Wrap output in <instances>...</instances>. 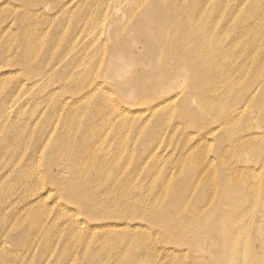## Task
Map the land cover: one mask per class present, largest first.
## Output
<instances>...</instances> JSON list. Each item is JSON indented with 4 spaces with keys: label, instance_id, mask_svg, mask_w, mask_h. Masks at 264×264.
Masks as SVG:
<instances>
[{
    "label": "rangeland",
    "instance_id": "1",
    "mask_svg": "<svg viewBox=\"0 0 264 264\" xmlns=\"http://www.w3.org/2000/svg\"><path fill=\"white\" fill-rule=\"evenodd\" d=\"M153 1L0 0V264H197L163 241L211 196L207 178L240 195L264 183V0H184L178 18L159 0L149 13ZM185 21L201 24L190 39L210 74L181 76L182 40L153 72L157 33L172 23L184 33ZM194 71L218 82L220 112L193 97ZM235 109L245 112L231 124ZM238 201L223 212L240 208L248 237L264 239L263 205ZM252 251L264 256L242 248V263Z\"/></svg>",
    "mask_w": 264,
    "mask_h": 264
},
{
    "label": "bare ground",
    "instance_id": "2",
    "mask_svg": "<svg viewBox=\"0 0 264 264\" xmlns=\"http://www.w3.org/2000/svg\"><path fill=\"white\" fill-rule=\"evenodd\" d=\"M142 2L141 4H144L145 2V0H137V2ZM194 2H196V0L194 1ZM148 4L146 5L147 6V10L148 9H153V10H157L158 9V7H157V9H155V8H151L152 6L154 7V5L153 4H156V2H155V0L153 1V3H152V5H151V3H149V2H147ZM158 5L160 6H162V8H165L166 9V7L167 6H170V4L172 5L171 7H173V8H168L169 10L170 9H173V11H172V14H168V15H172L171 17L172 18H176L178 15H179V13H180V11H182L184 8H183V6H184V0H159L158 2ZM139 4V3H138ZM186 5V4H185ZM195 5H196V3H195ZM186 6H188V5H186ZM185 6V7H186ZM141 7H143V5L141 6ZM137 8V7H136ZM143 9V8H142ZM142 9H141V11L140 12H142ZM160 9H161V7L159 8V11H160ZM136 10V9H135ZM138 10H139V6H138ZM143 10H145V9H143ZM153 10H151V12L149 11V13H151L152 14V11ZM187 10V9H186ZM158 11V10H157ZM162 11V10H161ZM160 11V12H161ZM146 13H147V11H145ZM144 12V14H146ZM179 12V13H178ZM132 13H133V11H132ZM135 13V12H134ZM156 13H158V12H156ZM156 13H154V14H156ZM162 13V12H161ZM161 13H159L160 15H162ZM140 14V13H139ZM142 14V13H141ZM182 14H184L183 13V11H182ZM186 14V13H185ZM184 14V15H185ZM130 15V14H129ZM148 16H149V14H147ZM163 15H165V14H163ZM167 15V16H168ZM141 16V15H140ZM146 16V15H145ZM166 16V15H165ZM164 16V17H165ZM183 16V15H182ZM136 17H138L139 18V15L138 16H136ZM142 17V16H141ZM140 17V18H141ZM160 17V16H159ZM169 18H170V16H168ZM184 17L185 16H183V17H181V19H184ZM186 17H188V15L186 16ZM185 17V18H186ZM192 16H189L188 17V19H190ZM178 18V17H177ZM179 18H180V16H179ZM193 18V17H192ZM192 18H191V20H192ZM129 19H130V17H129ZM133 19V18H132ZM136 19V18H135ZM158 19V18H157ZM139 20V19H138ZM175 20V19H174ZM185 20V19H184ZM133 21H134V19L132 20V24H133ZM159 21H161V19L159 20ZM167 21V22H166ZM166 21H165V23H166V25L168 26L169 24H170V22H169V24H168V19L166 18ZM181 21V20H180ZM189 21V20H188ZM201 21V20H200ZM182 22V21H181ZM186 23H187V21H185ZM160 23V22H159ZM164 23V24H165ZM191 24L189 25L188 23V25L185 27V32L183 33V29L180 31L181 32V34H180V32H179V28L177 27V24L176 23H172L169 27H168V29L167 30H165L164 29V32H162L161 30H159V31H161L160 33H157L158 31H156V33L157 34H160V36H157V37H160L161 39H159V38H157V39H159V42L158 41H154L153 43H159V44H162V50H163V53H162V51H161V53L160 54H162V55H159V54H157L156 52H155V50L158 48V44H157V48L156 49H154V47H152L153 49H154V52H153V54L154 53H156V55L154 54L153 56H156L157 57V55H159V58L157 59V63H156V68H154L153 70V72H155V69H158V71H159V69L160 68H162L163 67V65L165 66V64L167 63V61H166V59H165V57H164V53H165V51L166 50H170L171 48L173 49V47L175 46V44H177L178 43V41L179 40H182V41H184V45L186 44V45H188V47L187 48H185V46L183 47L185 50H181L182 51V53H184L185 52V54H186V57H184V58H186L185 60H184V58H181L182 56H180V59H182V60H184V61H182V63L184 62V64L183 65H185L186 64V66H184V68H182L181 70V73L180 74H182L181 76H185V77H187L188 75H189V73H188V71L189 70H191L192 71V73H193V70L194 69H196L197 71L199 70V71H201L200 73H202L204 76H205V68L207 67L205 64L207 63V61L205 60V57H202V59L200 60V59H197V56H195L197 53H198V51H196L197 50V48H195V44H197L198 43V40H199V38L197 39V41H196V39H195V41L197 42H194V44L192 43L193 42V40L194 39H190V38H192V37H194V33H196V36H197V33H198V28H199V26L201 25V24H193V22L191 21L190 22ZM201 23V22H200ZM127 25V24H126ZM181 25V24H180ZM186 25V24H185ZM144 26V25H143ZM167 26H165V27H167ZM131 27V26H130ZM130 27H128V29H130ZM141 27H142V25H141ZM132 28H134V30L136 29V28H138V27H136L135 28V25H134V27H133V25H132ZM144 28V27H143ZM143 28H140L141 30L143 29ZM145 29H147V28H145ZM148 29H150V28H148ZM162 29V28H161ZM205 30V29H204ZM143 31L144 30H142V33H143ZM200 31V30H199ZM127 32H130L129 30L127 31ZM154 32V31H153ZM121 32H119L118 34H120ZM122 33H124V32H122ZM126 33V32H125ZM146 33V35H144ZM147 33L148 32H144V36H147ZM200 33V32H199ZM201 35V34H200ZM199 35V36H200ZM203 35H204V32H203ZM118 36V35H117ZM149 36V35H148ZM153 36V35H152ZM151 36V37H152ZM195 36V37H196ZM198 36V37H199ZM202 36V35H201ZM116 37V36H115ZM114 37V38H115ZM203 37V36H202ZM155 38V35L153 36V39ZM205 37L203 38V42L205 41ZM119 40V39H118ZM117 40V41H118ZM150 40H151V38H150ZM155 40V39H154ZM189 40H191V41H189ZM182 41H181V44H182ZM200 41V40H199ZM186 42V43H185ZM151 43V42H150ZM180 43V42H179ZM199 43H201V42H199ZM152 44V43H151ZM150 44V45H151ZM201 44H203V43H201ZM149 45V44H148ZM156 44H153V46H155ZM206 45V44H205ZM204 45V46H205ZM197 47V46H196ZM203 47V46H202ZM160 48V47H159ZM178 48V47H177ZM207 48H208V46H207ZM179 49V48H178ZM202 49V48H201ZM205 49V48H204ZM211 49H213V48H211ZM158 50V49H157ZM156 50V51H157ZM205 50H207V49H205ZM160 51V50H159ZM172 51V50H171ZM174 51V50H173ZM208 51V50H207ZM180 52V51H179ZM210 52V51H209ZM212 52V51H211ZM159 53V52H158ZM174 53H175V51H174ZM177 53H178V50H177ZM200 53V52H199ZM205 53V52H204ZM176 54V53H175ZM181 54V53H180ZM215 54H217V52L216 53H212V55H214V56H216ZM119 55V54H118ZM117 55V56H118ZM179 55V54H178ZM182 55V54H181ZM199 55V54H198ZM202 55V54H201ZM208 55V54H207ZM153 56H151V57H153ZM175 56H177V55H175ZM219 56V54L216 56V57H218ZM126 57V56H125ZM174 58V56H173V54H172V56L170 57L171 59H173ZM216 57H215V59H216ZM115 58H116V56H115ZM118 58H119V56H118ZM122 58H124L123 56H122ZM127 58V57H126ZM169 58V57H168ZM167 58V59H168ZM179 58V57H178ZM207 58H209V55H208V57ZM29 59H30V57H29ZM154 59V58H153ZM214 59V60H215ZM122 60V59H121ZM150 60L152 61V58H150ZM155 61V60H154ZM166 61V62H165ZM181 61V60H180ZM120 63L121 62H123V60L122 61H119ZM163 62H165V63H163ZM168 62H170V60L168 61ZM186 62V63H185ZM209 62V64L212 62V61H208ZM163 63V64H162ZM218 63V62H217ZM217 63H216V65H217ZM180 65H182L181 63H179ZM215 64V63H214ZM110 65V64H109ZM118 65V64H117ZM122 65H124V64H122ZM122 65H120V66H122ZM126 66H127V64H126ZM218 66V65H217ZM217 66L216 67H214V68H216L215 70L217 71ZM155 67V66H154ZM160 67V68H159ZM120 68V67H119ZM128 68V67H127ZM165 68V67H164ZM178 68V67H177ZM126 69V68H125ZM124 69V70H125ZM167 69H168V65H167ZM211 69H212V67H211ZM209 70V69H208ZM213 70V69H212ZM160 71H161V69H160ZM166 71V70H165ZM164 71V72H165ZM174 71V70H173ZM179 71V70H178ZM190 71V72H191ZM214 71V70H213ZM213 71H211V72H213ZM128 72V71H127ZM126 72V73H127ZM163 71H161V73H162ZM171 72H172V70H171ZM195 72V71H194ZM65 73V72H64ZM165 73H167V72H165ZM168 73H170V72H168ZM174 73V72H173ZM191 73V74H192ZM208 73V75L210 74L209 72H207ZM99 75V78H101L102 76L100 75V72L98 73ZM160 74V73H159ZM195 75H194V83H195V87H194V92L196 91L197 92V95H196V93L195 94H193L194 96V98L195 99H198V103L199 104H201V105H204V106H208V110L210 109V111H211V109L212 108H214L215 106H216V109L218 108L217 106H219V105H216L217 104V101L218 100H214V97L215 98H217L216 97V93H219L218 92V82H213L214 84L215 83H217V84H215V85H217V87L215 86V85H213V83H212V81L211 80H209V79H206L203 75H202V78L204 77V79H206V80H204V81H200V76H201V74H198V73H194ZM213 75L215 74V72H213L212 73ZM216 74H217V72H216ZM215 74V75H216ZM166 75V74H165ZM168 75V74H167ZM171 75H172V73H171ZM170 75V76H171ZM179 75V74H178ZM178 75H177V77H178ZM207 75V74H206ZM207 75V76H208ZM213 75H210V76H213ZM101 76V77H100ZM174 76H176V72H175V75ZM209 76V77H210ZM219 76V75H218ZM217 76V77H218ZM70 77V76H69ZM68 77V78H69ZM97 77V76H96ZM165 77V76H164ZM177 77H175V78H177ZM167 78H169V76H167ZM200 78V79H199ZM166 78H164V80H165ZM187 79V78H186ZM96 80V79H95ZM139 80V79H138ZM162 80V79H161ZM170 80H172V79H169V81ZM156 81V80H155ZM166 81V80H165ZM168 81V80H167ZM166 81V82H167ZM173 81V80H172ZM171 81V82H172ZM189 81V80H188ZM218 81V80H217ZM160 82H162V81H160ZM170 82V83H171ZM187 82V81H186ZM192 82V81H191ZM89 83V82H88ZM141 82H139L138 83V85L140 84ZM163 83H164V81H163ZM169 83V82H168ZM169 83V84H170ZM197 83H198V85H199V87H197L198 85H197ZM219 83H221V82H219ZM100 84L101 83H99V86H100ZM153 84H155V82L153 83ZM157 84L159 85V83L157 82ZM166 84V83H165ZM191 84V83H190ZM200 84L202 85V86H200ZM212 84V85H211ZM90 85H91V83H90ZM160 85H161V83H160ZM168 85V84H167ZM180 85V84H179ZM205 85H207V87L205 86ZM209 85H210V87H209ZM220 85H222V84H220ZM223 85H226L225 83L223 84ZM223 85H222V87H223ZM228 85V84H227ZM83 86V85H82ZM81 86V87H82ZM94 86V85H93ZM99 86H97L98 88H99ZM154 86H156V84L154 85ZM154 86H152V87H154ZM177 86V85H176ZM194 86V85H193ZM101 87V86H100ZM143 87V86H142ZM178 87V86H177ZM180 87V86H179ZM139 88V87H138ZM144 88V87H143ZM155 88V87H154ZM154 88H150V89H154ZM192 88V87H191ZM220 88V87H219ZM224 88V87H223ZM92 89V88H91ZM147 89H149V87L148 88H146V90ZM188 89H189V87H188ZM95 90V89H94ZM141 90H142V88H141ZM192 90V91H193ZM198 90V91H197ZM150 91V90H149ZM152 91H154V90H152ZM156 91V90H155ZM171 91V90H170ZM173 91H175V90H173ZM192 91H190L191 92V94H192ZM140 92V91H139ZM159 91H157V93H158ZM186 92V91H185ZM83 93V92H82ZM81 93V94H82ZM91 93V92H90ZM147 93H148V90H147ZM155 93V92H154ZM263 93V92H262ZM152 94V93H151ZM185 94V93H184ZM189 94V93H188ZM90 95V94H89ZM183 96V95H182ZM184 96H186L187 97V93H186V95H184ZM190 96V95H189ZM196 96H197V98H196ZM217 96H218V94H217ZM147 97H149V95L147 96ZM178 97V96H177ZM181 97V96H180ZM262 97V96H261ZM260 97V98H261ZM167 98V97H166ZM183 98V97H182ZM185 98V97H184ZM183 98V99H184ZM188 98V97H187ZM187 98H185V99H187ZM191 98V103H192V97H190ZM259 98V99H260ZM145 99V98H144ZM147 99V98H146ZM146 99H145V101H146ZM175 99V98H174ZM173 99V100H174ZM177 99V98H176ZM181 99V98H180ZM189 99V98H188ZM219 99V98H218ZM222 99V98H221ZM221 99H219V101L221 100ZM231 100H232V98H230ZM241 99V98H240ZM166 100V99H165ZM172 100V99H171ZM242 100H244V99H242ZM143 101V100H142ZM189 101V100H188ZM222 101V100H221ZM237 101V100H236ZM235 101V102H236ZM240 101V100H239ZM245 101V103H246V100H244ZM243 101V102H244ZM249 101V100H248ZM251 101V100H250ZM148 102H149V100H148ZM167 102V101H166ZM190 102V101H189ZM223 103H224V101H222ZM242 101H240V103H241ZM262 102V101H261ZM145 103V102H144ZM165 103V102H164ZM186 103V102H185ZM195 103V102H194ZM197 103V105H199ZM218 103H220V102H218ZM244 103V104H245ZM248 103V102H247ZM142 104H143V102H142ZM227 104H231L232 105V103L230 102V103H227ZM224 105V106H228V105ZM234 104V103H233ZM243 104V105H244ZM147 105V104H146ZM188 105V104H187ZM190 105V104H189ZM194 105V104H193ZM223 105V104H222ZM239 105H241V104H239ZM242 105V106H243ZM68 106V105H67ZM143 106H145V105H143ZM151 106V105H150ZM198 107V106H197ZM240 107V106H239ZM238 107V108H239ZM255 107V106H254ZM257 107V106H256ZM258 107H260V105H258ZM159 108V107H158ZM157 108V109H158ZM220 108H222V106H219V108H218V110L220 109ZM241 108V107H240ZM245 108V107H244ZM243 108V109H244ZM226 109H231V106H228V108H226ZM254 109V108H253ZM256 109V108H255ZM254 109V110H255ZM199 110H200V108H199ZM203 110V109H202ZM223 111H227V110H223ZM219 112H220V110H219ZM244 112L245 111H243L242 109L240 110V109H235V110H231V112L229 113L228 112V114H231V116L233 117V118H235L234 120H232V123L231 124H233L234 122H236L237 121V116H240L241 114H244ZM249 112V111H248ZM252 112V111H251ZM262 112H264V111H262ZM192 113V112H191ZM195 113V112H194ZM218 113V112H217ZM196 114V116H197V113H195ZM205 114V113H204ZM221 114V113H220ZM227 114V112L225 113V115ZM248 114H250V113H248ZM247 114V115H248ZM188 115V114H187ZM193 115V114H192ZM217 115V114H216ZM251 115V114H250ZM261 115V114H260ZM259 115V116H260ZM189 116V115H188ZM228 116V115H227ZM226 116V117H227ZM258 116V117H259ZM198 117V116H197ZM248 117V116H247ZM192 118V117H191ZM190 118V119H191ZM199 118V117H198ZM197 118V119H198ZM219 118V117H218ZM228 118V117H227ZM193 120V119H192ZM217 120H221V119H217ZM225 120H226V118H225ZM224 120V121H225ZM261 120V119H260ZM260 120H258V121H260ZM197 121V120H196ZM223 121V122H224ZM215 122V121H214ZM221 122V121H220ZM192 123V122H191ZM195 123V122H194ZM242 123H244L243 121H242ZM241 123V124H242ZM260 123V122H259ZM196 124V123H195ZM252 124V123H251ZM257 124V123H256ZM261 124V123H260ZM193 125V127H195V126H197V124L194 126V124H192ZM210 125H212V124H210ZM215 125V124H214ZM214 125H212V126H210V127H213ZM225 125H227V123L225 124ZM230 125V124H229ZM228 125V126H229ZM261 125H263V124H261ZM191 126V125H190ZM209 126V125H208ZM219 126V125H218ZM242 126H244L243 124H242ZM252 126V125H251ZM254 126V125H253ZM260 126V125H259ZM220 127V126H219ZM255 127V126H254ZM261 127V126H260ZM259 127V128H260ZM264 127V126H263ZM206 128H207V125H206ZM213 128H215V127H213ZM225 128V127H224ZM224 128H222V129H224ZM242 128H245V126L244 127H242ZM249 128V130H250V128L251 127H248ZM258 128V127H257ZM256 128V129H257ZM196 129V128H195ZM205 129V128H204ZM203 129V130H204ZM246 129H247V127H246ZM207 130V129H206ZM240 129H238V131H239ZM252 130H254V129H251V131ZM226 131V130H225ZM224 131V132H225ZM246 131H248V130H246ZM251 131H249V132H251ZM203 132V131H202ZM227 132V131H226ZM237 132V131H236ZM244 132V131H243ZM230 134V133H229ZM238 134V133H237ZM240 134V133H239ZM238 134V135H239ZM242 134V133H241ZM248 134V133H247ZM202 135V134H201ZM256 135V134H255ZM224 136V135H223ZM231 136V135H230ZM230 136H228V137H230ZM233 136V135H232ZM242 136V135H241ZM243 136H245V135H243ZM236 137H237V135H236ZM235 137V138H236ZM227 138V137H226ZM239 138V137H238ZM245 138V137H244ZM240 139V138H239ZM225 140V139H224ZM223 140V141H224ZM230 139H228V141H229ZM236 142H238V140H236ZM234 143H235V141H234ZM238 143H241V142H238ZM237 143V144H238ZM233 145V144H232ZM240 145V144H239ZM236 146V145H235ZM242 147H243V145H241ZM262 147H263V145H262ZM61 148V147H60ZM240 147H238L237 149H239ZM57 150H60V149H57ZM62 150H64V149H62ZM61 150V151H62ZM233 150V149H232ZM263 150H264V148H263ZM57 152V151H56ZM65 152V151H64ZM258 152V151H257ZM261 152V151H260ZM264 152V151H263ZM256 153V152H255ZM259 153V152H258ZM60 154H62V153H60ZM257 154V153H256ZM255 154V155H256ZM58 155H59V153H58ZM254 155V156H255ZM253 156V157H254ZM57 157V156H56ZM54 159V158H53ZM255 159V158H254ZM252 161H253V158H252ZM262 161H263V159H262ZM254 163H255V160H254ZM257 163V162H256ZM260 164H261V162H260ZM264 166V165H263ZM263 169V168H262ZM229 172V171H228ZM222 174V173H221ZM221 174H220V176H221ZM229 174V173H228ZM225 175H226V173H225ZM222 177V176H221ZM226 178V177H225ZM77 180V179H76ZM263 180H264V178H263ZM207 182H206V184H207V186H208V188H209V195H211L210 197L208 196L207 198H205L204 200L202 199V201H200V202H202L201 204L199 203V205H200V207L198 208V206L196 207L197 209H194V211H192V215H190L189 217V219H188V221L186 222V224H181V225H179V226H177L173 231H171L169 234H168V239H166L165 240V238H163L165 241H163L164 242V245L166 246V245H173L174 246V248H171V249H165V252L166 253H172V254H175V255H177V254H179L178 256H181L180 257V259H179V263H181V262H183V259L185 258V259H187L188 257H189V259H190V256L191 257H195V256H197V257H195V258H192V260H194V261H196V262H198L197 264H202V263H204V264H215L213 261H215V262H219L220 264H264V256H262V258H260L259 257V255H258V253H256L255 251H252L251 253H250V255L247 257V259H246V261L244 262V263H242L241 261L245 258V257H243L242 256V248H243V250L244 251H246V250H253V249H257V248H259V249H261V250H263L264 249V239L263 238H260V240L258 239V237H256L255 235H253V236H251L250 238L248 237V232H246L245 231V229H247V223L246 222H244V220H243V216H245V215H243V216H241V215H238V214H236L237 212H239L240 211V208L242 207V205H240L239 206V204L241 203V201H238L239 199H243L245 202H250L251 204H257L258 206L261 204V205H263V207H264V183L262 184V181H261V183H260V185H259V183H257L256 185H253V186H251V187H246V189L244 190V191H246V193H245V195L244 194H242V195H240V194H236V192L234 191V189H238L237 187H232V186H235V184L236 183H234V184H232V183H227V184H225V185H221V184H223V182H219V180H218V184H220L219 186H217L216 184H214V183H212L211 182V180L209 179V178H207V180H206ZM221 181V180H220ZM227 181V180H226ZM214 182V181H213ZM264 182V181H263ZM239 183V182H238ZM241 183H242V181H241ZM237 185V184H236ZM240 185V184H239ZM240 187V186H239ZM242 189V188H241ZM237 191V190H236ZM113 192V191H112ZM243 192V191H242ZM167 193H169V189H168V191H167ZM244 193V192H243ZM118 194V193H117ZM170 195V194H169ZM168 196V195H167ZM166 196V197H167ZM246 197H249L248 199H246ZM246 199V200H245ZM182 200V199H181ZM237 201H238V203H237ZM164 202H168V199L167 198H163V200L162 201H160L159 203H158V206L159 205H162V208H160V209H165V205H164ZM173 202V201H172ZM181 203V202H180ZM194 203H196V202H194ZM236 203H237V205L240 207L239 209H237V207L235 206L236 205ZM171 204V203H170ZM227 204H230V205H232V204H235L233 207H235L236 209H237V212H236V210H233V212L232 213H226V211H225V213L223 212V210H224V206H226ZM176 205V204H175ZM190 205V204H189ZM245 205H246V203H245ZM244 205V206H245ZM243 206V207H244ZM257 206V207H258ZM131 207V206H130ZM188 207V206H187ZM192 207H194V206H192ZM230 207V206H229ZM246 207V206H245ZM254 207V206H253ZM253 207H250V210L252 211V215H253ZM259 208V207H258ZM245 209H248V206H247V208H244V210ZM260 209V208H259ZM191 210V209H190ZM239 210V211H238ZM243 210V211H244ZM144 211V210H143ZM247 211V210H246ZM256 211H258V210H256ZM255 211V212H256ZM262 211H263V209H262ZM259 212L260 211H258L257 213L259 214ZM264 212V211H263ZM247 213V212H246ZM159 214V213H158ZM158 214H156V215H158ZM175 214H176V212H175ZM174 214V215H175ZM186 214V210L183 208V210L181 209V210H179V212H178V214H177V217L179 218V221H180V219L181 218H183L184 217V215ZM241 214V213H240ZM154 216V215H153ZM186 216V215H185ZM256 216H258L257 214H256ZM146 217V216H145ZM147 217H148V215H147ZM150 218H152V217H150ZM156 219V218H155ZM263 222V221H262ZM167 223H168V219H163V220H161V225L163 226L162 228L163 229H165V228H167ZM263 224V223H262ZM261 224V225H262ZM257 225H258V223H257ZM261 229V228H260ZM256 230V229H255ZM257 231V230H256ZM168 232V231H167ZM253 233H255V231H252ZM262 233V232H261ZM166 237V236H165ZM197 253H200V254H204V255H197ZM237 253V254H236ZM169 255H167V257H165V259H167V261H166V264H169V262H168V260H169ZM209 259V260H208ZM213 260V261H212ZM187 262V261H186ZM189 264V263H188Z\"/></svg>",
    "mask_w": 264,
    "mask_h": 264
}]
</instances>
